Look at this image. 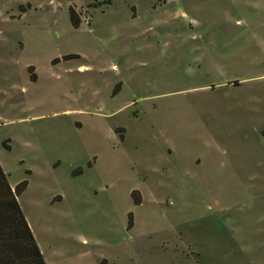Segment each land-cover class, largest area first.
<instances>
[{
    "label": "rangeland",
    "instance_id": "1",
    "mask_svg": "<svg viewBox=\"0 0 264 264\" xmlns=\"http://www.w3.org/2000/svg\"><path fill=\"white\" fill-rule=\"evenodd\" d=\"M0 162L107 264H264V0H0Z\"/></svg>",
    "mask_w": 264,
    "mask_h": 264
},
{
    "label": "crops",
    "instance_id": "2",
    "mask_svg": "<svg viewBox=\"0 0 264 264\" xmlns=\"http://www.w3.org/2000/svg\"><path fill=\"white\" fill-rule=\"evenodd\" d=\"M247 79V78H245ZM240 79V80H245ZM235 82L230 80L216 85L228 86ZM228 83V85H227ZM236 81L234 85H238ZM45 198H41L39 190L36 195H32L30 203L38 211L36 218L27 215L28 222L33 230L39 247L48 264H107L108 258L100 250H94L86 246L87 239L84 238L80 230H75L76 214L71 210L68 202L69 198L64 190H47ZM50 205L52 209L45 210V205ZM26 212V211H25ZM61 217L60 225L57 217ZM64 222V224H63ZM129 229V227H128ZM73 241V245L69 241ZM94 251L96 252L95 257Z\"/></svg>",
    "mask_w": 264,
    "mask_h": 264
},
{
    "label": "trees",
    "instance_id": "3",
    "mask_svg": "<svg viewBox=\"0 0 264 264\" xmlns=\"http://www.w3.org/2000/svg\"><path fill=\"white\" fill-rule=\"evenodd\" d=\"M27 185L23 180L13 187L0 162V264H48L19 202Z\"/></svg>",
    "mask_w": 264,
    "mask_h": 264
}]
</instances>
